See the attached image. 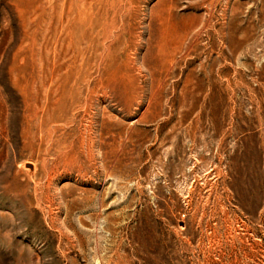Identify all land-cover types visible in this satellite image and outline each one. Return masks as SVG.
<instances>
[{
	"label": "rangeland",
	"instance_id": "obj_1",
	"mask_svg": "<svg viewBox=\"0 0 264 264\" xmlns=\"http://www.w3.org/2000/svg\"><path fill=\"white\" fill-rule=\"evenodd\" d=\"M0 264H264V0H0Z\"/></svg>",
	"mask_w": 264,
	"mask_h": 264
}]
</instances>
